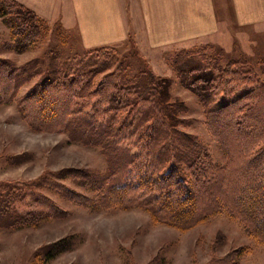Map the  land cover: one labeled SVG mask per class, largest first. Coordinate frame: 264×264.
<instances>
[{"label": "trees", "instance_id": "obj_1", "mask_svg": "<svg viewBox=\"0 0 264 264\" xmlns=\"http://www.w3.org/2000/svg\"><path fill=\"white\" fill-rule=\"evenodd\" d=\"M0 19L15 52L34 45L45 28L35 12L16 0H0ZM108 49L112 50L95 48L86 56L62 63L55 62L53 56L48 68L37 69L43 77L18 98L20 111L32 113L27 120L36 129H51L59 119L54 118V111H59L63 103L64 119L69 120L60 129L70 140L100 148L107 159L106 172L95 178V186L81 183L95 199L50 179L24 189L12 187L4 196L0 193V227H33L45 218L62 217L65 211L35 190L42 186L90 209L140 207L154 222L180 231L224 213L239 221L249 237L264 244V63L259 68L263 79L244 63L237 64L240 59L225 67H198L189 82L181 75V85L197 96L210 131L225 151L227 162L220 165L200 142L180 128L186 125L180 118L185 106L171 99L169 78L156 76L149 67L128 77L116 60H92L94 54ZM182 52L174 56V67L187 65L184 57H179ZM30 66L28 63L15 69L9 61L0 60V68L8 75L2 71L1 79L9 81L0 87V103L10 102L18 94L30 77L34 65ZM111 67L118 73L104 74L93 85V76ZM212 69L219 73L214 76ZM219 85L239 90L232 98L219 100L209 92ZM83 110L88 115L74 119ZM37 116L41 119L36 122ZM64 173L70 174L60 171L56 175L62 177ZM104 178L109 180L106 185L102 184ZM232 182L234 186H228ZM113 190L118 194L109 195ZM35 204L42 208H33ZM24 208L27 211L22 212ZM183 209L187 211L176 214ZM234 259L235 255L229 253L205 264H231Z\"/></svg>", "mask_w": 264, "mask_h": 264}, {"label": "rangeland", "instance_id": "obj_2", "mask_svg": "<svg viewBox=\"0 0 264 264\" xmlns=\"http://www.w3.org/2000/svg\"><path fill=\"white\" fill-rule=\"evenodd\" d=\"M43 27L45 28L34 45L15 52L9 46V31L0 19V60L9 61L15 69L28 63L31 64L30 67L34 65L33 69L28 67L31 69L30 77L19 87L18 94L10 102L0 103V193L4 196L9 188L24 189L40 180L50 179L94 200V193L85 187L95 186V178L106 172L107 159L100 148L70 140L67 132L60 129L69 120L64 119L63 103L58 108L59 111H54V115H57L54 118H59L56 121L59 125L53 118L56 125L51 129L30 126L27 116L32 113L20 111L18 106V98L43 77V73L37 72V69L48 68L53 56L55 62L62 63L88 55L89 50L79 48L73 30L66 31L58 22H44ZM244 32L245 34L241 32V39L233 35V30V36L216 45H196L182 50L185 53L182 52L179 57H184L187 62V65L182 66L185 67L184 71L177 65L173 66L174 56L181 51L172 49L156 52L157 65L151 69L156 76L169 78L171 99H177L185 106L180 118L186 125L180 128L200 142L212 160L220 165L227 162L225 151L210 131L204 107L190 89L181 85L180 80L182 75L189 82L198 67L208 65L212 68L215 64L217 67H225L228 62L239 59L237 64L244 63L260 76L259 68L264 63V34H255L251 30ZM117 48L113 47L105 52L100 49L92 60H102L103 57L116 60L121 63L122 73L128 77L148 69L146 61L130 41ZM186 70L191 72L188 74ZM2 71L8 77L7 70L0 68V87L9 82L7 78L1 79ZM115 71L118 73L111 67L96 73L93 85L104 74ZM217 72L215 69L211 71L214 76L219 73ZM260 77L263 79L262 75ZM198 84L201 85L200 82ZM236 86L240 88V84ZM221 87L219 85L209 90L219 100L226 97L230 99L239 90L236 88L231 91L229 87ZM87 113L83 110L74 119L78 116L85 118ZM39 119L41 117L37 116L36 122ZM236 147L233 148L235 152L238 150ZM60 171L70 174L64 173V176L59 177L56 173ZM82 182L85 187H82ZM108 182V178L102 179L103 185ZM221 183L223 184L222 181ZM234 184L232 182L228 186ZM221 188L226 189L224 186ZM35 190L65 211V214L58 218H45L33 227H0V264H205L210 259L229 253L235 255L231 264H264V244L249 237L239 221L224 213L213 215L190 229L180 231L154 222L149 213L140 207L124 210L114 207L90 209L45 187L39 186ZM226 193L225 191L224 194ZM108 194L114 196L118 191L113 190ZM33 208L42 207L35 204ZM186 211L187 209H183L176 214Z\"/></svg>", "mask_w": 264, "mask_h": 264}, {"label": "crops", "instance_id": "obj_3", "mask_svg": "<svg viewBox=\"0 0 264 264\" xmlns=\"http://www.w3.org/2000/svg\"><path fill=\"white\" fill-rule=\"evenodd\" d=\"M16 1L46 24L73 30L83 51L130 41L152 70L156 52L241 39L244 30L264 34V0Z\"/></svg>", "mask_w": 264, "mask_h": 264}]
</instances>
